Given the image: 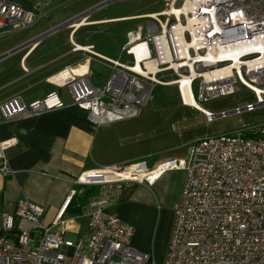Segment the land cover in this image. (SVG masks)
<instances>
[{
  "label": "built area",
  "instance_id": "obj_1",
  "mask_svg": "<svg viewBox=\"0 0 264 264\" xmlns=\"http://www.w3.org/2000/svg\"><path fill=\"white\" fill-rule=\"evenodd\" d=\"M43 1L49 0H0V34L31 26L43 14ZM162 1V10L139 16L147 19L127 32L121 48L124 61L120 55L101 56L93 44L71 41L73 51L110 64L104 85L92 84L88 69L72 66L50 76L49 82L66 89L72 103L86 110L95 125L138 116L156 84L174 87L179 103L199 111L206 122L264 106V0ZM96 8L6 54L61 27L75 29V22L85 21ZM239 90L252 93L254 101L219 111L201 105ZM187 95L198 105L187 102ZM62 105L56 91L29 103L13 97L0 105V121L34 117ZM15 142L16 138L0 141L4 176L13 172L5 149ZM178 168L186 170V180L164 264H264V124L236 134L203 136L194 142L188 160L171 157L153 167L138 160L86 170L51 223L43 220L44 207L18 199L12 212L0 216V264H158L152 251L130 244L134 226L107 207L123 183L151 185L165 171ZM86 186L101 190L88 199L87 234L80 237V216L66 217V208Z\"/></svg>",
  "mask_w": 264,
  "mask_h": 264
},
{
  "label": "crops",
  "instance_id": "obj_2",
  "mask_svg": "<svg viewBox=\"0 0 264 264\" xmlns=\"http://www.w3.org/2000/svg\"><path fill=\"white\" fill-rule=\"evenodd\" d=\"M98 5L95 0H88L85 4H81L80 11L74 16ZM149 13L152 12L105 18H91L89 14L88 18L81 22L83 24L75 29L64 27L69 30L67 45L54 46L50 41L45 43L41 39L39 42H33L15 51L20 53L18 66L15 69L9 70L5 67L0 70V105L13 97H19L23 102L29 103L43 98L51 91H56L63 101L62 106L34 117L0 121V141L16 138V142L5 149L8 165L13 172L6 176L0 172V216L2 212H12L18 199L27 198L45 208L43 220L45 223H51L75 187L74 181L86 170L113 164L133 163L138 160H144L149 167H153L158 162L171 157L186 160L190 158V156L179 155L174 147H170L171 144L165 142L164 136L151 134L150 124L146 120L143 121L140 114L132 118L95 125L88 118L86 110L72 103L64 88L48 80L65 66H72L77 71L88 69V78L91 83L104 85L111 72L110 64L95 55L73 51L71 41L81 45L93 44L96 53L109 59H116L118 57L112 58L99 51L96 44L84 37V34L77 36L80 41L75 39L76 35L83 27H95L107 22L140 20L139 16ZM140 23L134 22L135 28ZM35 36L27 38L10 50ZM125 42L120 46L118 54L121 61L127 58L124 53H121ZM6 53L2 54L0 59L10 55ZM124 57L125 59L122 60ZM95 63L106 67V72L94 73L92 67ZM185 180L184 168L171 169L162 173L151 185L131 181L123 183L121 188L116 190L114 201L108 205L107 210L134 226V233L130 240L133 247L152 251L154 256L156 255L153 238L149 240V244L145 245L141 236L146 234L148 238L149 234H152L150 233L153 227L152 218L157 208L160 209V218L162 216L164 219L170 212L168 210H177ZM96 187V193L90 196L100 192L101 187ZM105 189L110 193L114 192L111 186ZM90 196L80 211L73 212L66 209V217L80 216L77 220L80 234L81 225L84 222H86L87 234L84 208ZM142 223L149 226H146V231L140 234L139 225ZM137 229L139 239H136L134 245ZM171 229L164 233L168 246L173 232Z\"/></svg>",
  "mask_w": 264,
  "mask_h": 264
},
{
  "label": "rangeland",
  "instance_id": "obj_3",
  "mask_svg": "<svg viewBox=\"0 0 264 264\" xmlns=\"http://www.w3.org/2000/svg\"><path fill=\"white\" fill-rule=\"evenodd\" d=\"M87 1H44V14L31 26L0 34V56L13 46L24 42L27 38L38 35L50 27L61 24L65 19L74 16V14L80 11L81 4L83 5ZM95 3L99 5L101 3V5H98V8L93 10L90 14L91 18L157 12L164 7L162 0H95ZM146 19L107 22L95 27H83L75 39L80 41L77 36L84 34V37L96 44L99 51L112 58H116L118 57L120 46L127 40L128 29L135 28L134 22H141L139 25H142ZM89 30L90 32H88ZM68 31L64 27L60 28L56 33L42 38L41 41L45 43L50 41L54 46H58V44L67 45ZM19 56L20 53L15 52L0 59V70L5 67L9 70L15 69L18 66ZM124 59L125 57L122 58V60ZM106 70V67L98 63H95L92 67V71L96 74H103ZM253 101L254 96L252 93L239 90L232 95L218 97L208 102H201V105L211 111H219L221 109L230 110L235 106H243L245 103ZM140 115L143 121L146 120L150 124L151 134L164 136L165 142L171 144L170 147H174L179 152V155H183V157L190 156L194 142L203 136L236 134L245 127H256L264 124V106H259L251 112L244 111L240 114H230L227 117L216 118L211 122H206L199 111L179 103L174 87L159 84L154 86L152 97L142 108ZM168 211L170 212H168L165 219L162 216L160 218V209L158 210L157 208L152 218L153 227L152 232L150 231L152 234H149L148 238H146V234L141 236L145 245L149 244V240L153 238L158 264H164L167 258L168 243L165 242L166 235L164 233L168 229L173 228L176 222V210ZM146 226V223L139 225L140 234L146 231ZM138 229L136 230L134 245L136 239H139ZM85 235L86 222L81 225L80 237H85ZM65 236L73 240L79 238V236L71 233H66Z\"/></svg>",
  "mask_w": 264,
  "mask_h": 264
},
{
  "label": "trees",
  "instance_id": "obj_4",
  "mask_svg": "<svg viewBox=\"0 0 264 264\" xmlns=\"http://www.w3.org/2000/svg\"><path fill=\"white\" fill-rule=\"evenodd\" d=\"M95 188L96 186H86L83 192V195L75 196L71 203L66 208L68 211L78 212L81 210L84 203H86V200L88 196L96 193Z\"/></svg>",
  "mask_w": 264,
  "mask_h": 264
},
{
  "label": "bare ground",
  "instance_id": "obj_5",
  "mask_svg": "<svg viewBox=\"0 0 264 264\" xmlns=\"http://www.w3.org/2000/svg\"><path fill=\"white\" fill-rule=\"evenodd\" d=\"M83 23H78V22H75V25L78 27L79 25H82ZM86 67V66H85ZM79 71V70H78ZM185 100L187 102H189L190 104H197L196 101L194 100L193 96L192 95H187L185 96ZM198 105V104H197ZM203 107V106H202ZM191 108V107H190Z\"/></svg>",
  "mask_w": 264,
  "mask_h": 264
}]
</instances>
